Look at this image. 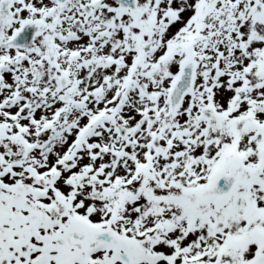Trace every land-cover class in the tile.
Segmentation results:
<instances>
[{
	"label": "snow or ice",
	"instance_id": "snow-or-ice-1",
	"mask_svg": "<svg viewBox=\"0 0 264 264\" xmlns=\"http://www.w3.org/2000/svg\"><path fill=\"white\" fill-rule=\"evenodd\" d=\"M0 264H264V0H0Z\"/></svg>",
	"mask_w": 264,
	"mask_h": 264
}]
</instances>
